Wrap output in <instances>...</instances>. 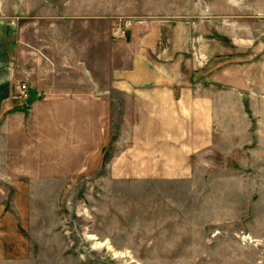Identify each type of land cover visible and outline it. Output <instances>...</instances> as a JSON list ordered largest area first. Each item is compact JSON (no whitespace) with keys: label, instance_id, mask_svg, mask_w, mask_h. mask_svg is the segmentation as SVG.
Returning a JSON list of instances; mask_svg holds the SVG:
<instances>
[{"label":"rangeland","instance_id":"rangeland-1","mask_svg":"<svg viewBox=\"0 0 264 264\" xmlns=\"http://www.w3.org/2000/svg\"><path fill=\"white\" fill-rule=\"evenodd\" d=\"M0 18L17 25L21 73L37 70L21 106L47 80L95 81L110 102L85 150L92 130L61 116L0 119V199L12 208L18 177L33 191L29 255L0 264H264V0H0ZM149 25L190 62L171 82L213 92L212 143L182 170L142 169L127 102L107 90Z\"/></svg>","mask_w":264,"mask_h":264},{"label":"crops","instance_id":"crops-1","mask_svg":"<svg viewBox=\"0 0 264 264\" xmlns=\"http://www.w3.org/2000/svg\"><path fill=\"white\" fill-rule=\"evenodd\" d=\"M150 28V25L145 27L141 35L132 33L136 46L130 64L115 69L107 90L115 99L120 96L127 102L126 119L130 123L127 130L135 134L140 132L141 153L147 157H143L142 169L182 170L186 168L182 165L192 154L212 143L213 92L211 90V94L204 93L198 98V91L203 93V88L188 83L177 86L171 82L175 74H190V62H185V56H170L166 47L158 45L160 35ZM20 50L17 25L0 18V119L13 109L17 115L22 113L17 108L22 102L15 96L19 80L23 77L25 81L35 82L37 70L27 69L21 73ZM45 82H39L41 88L35 90L37 95L28 106V116H52L53 119L61 116L62 121L69 124V129L72 126L83 135L86 130H92L88 133L89 139L82 140L83 150L96 143L95 139L102 137L99 129L102 108L110 104L108 99L101 97L105 90L102 85L95 81ZM86 123L91 125L87 128ZM67 144L72 146V142ZM13 185L12 208L0 199V259L24 258L31 249L25 221L33 198L32 182L29 178L18 177Z\"/></svg>","mask_w":264,"mask_h":264},{"label":"water","instance_id":"water-1","mask_svg":"<svg viewBox=\"0 0 264 264\" xmlns=\"http://www.w3.org/2000/svg\"><path fill=\"white\" fill-rule=\"evenodd\" d=\"M36 95H37L36 91L32 90L28 100L22 106L20 105L17 108L24 109L25 111H27L29 104H31L35 100Z\"/></svg>","mask_w":264,"mask_h":264},{"label":"built area","instance_id":"built-area-1","mask_svg":"<svg viewBox=\"0 0 264 264\" xmlns=\"http://www.w3.org/2000/svg\"><path fill=\"white\" fill-rule=\"evenodd\" d=\"M117 34H120L121 32H119V30H117L116 29V31H115ZM23 89H22V93L24 94V95H26L27 94V90H26V85L25 84H23Z\"/></svg>","mask_w":264,"mask_h":264}]
</instances>
